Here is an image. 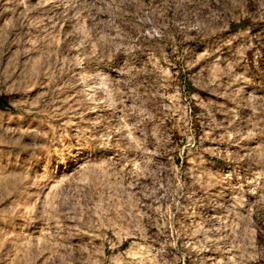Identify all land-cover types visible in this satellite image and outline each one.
Segmentation results:
<instances>
[{"label": "rangeland", "instance_id": "1", "mask_svg": "<svg viewBox=\"0 0 264 264\" xmlns=\"http://www.w3.org/2000/svg\"><path fill=\"white\" fill-rule=\"evenodd\" d=\"M0 264H264V0H0Z\"/></svg>", "mask_w": 264, "mask_h": 264}, {"label": "bare ground", "instance_id": "2", "mask_svg": "<svg viewBox=\"0 0 264 264\" xmlns=\"http://www.w3.org/2000/svg\"><path fill=\"white\" fill-rule=\"evenodd\" d=\"M103 68H104V67H103ZM104 73H105V72H104ZM102 79H103V78H102ZM105 80H106V79H105ZM107 81H108V80H107ZM103 85H104V84H103ZM106 85H107V84H106ZM104 86H105V85H104ZM104 86H103V87H104ZM105 89H106V88H105Z\"/></svg>", "mask_w": 264, "mask_h": 264}]
</instances>
